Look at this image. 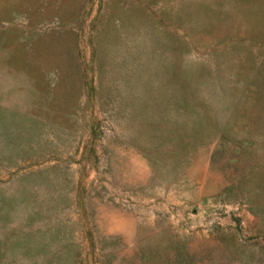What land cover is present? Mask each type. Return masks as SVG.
Segmentation results:
<instances>
[{
    "label": "rangeland",
    "instance_id": "1",
    "mask_svg": "<svg viewBox=\"0 0 264 264\" xmlns=\"http://www.w3.org/2000/svg\"><path fill=\"white\" fill-rule=\"evenodd\" d=\"M0 264H264V0H0Z\"/></svg>",
    "mask_w": 264,
    "mask_h": 264
}]
</instances>
